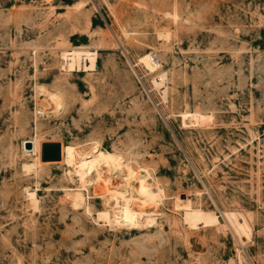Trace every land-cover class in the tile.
I'll return each mask as SVG.
<instances>
[{"label": "rangeland", "instance_id": "1", "mask_svg": "<svg viewBox=\"0 0 264 264\" xmlns=\"http://www.w3.org/2000/svg\"><path fill=\"white\" fill-rule=\"evenodd\" d=\"M0 264H264V0H0Z\"/></svg>", "mask_w": 264, "mask_h": 264}, {"label": "bare ground", "instance_id": "2", "mask_svg": "<svg viewBox=\"0 0 264 264\" xmlns=\"http://www.w3.org/2000/svg\"><path fill=\"white\" fill-rule=\"evenodd\" d=\"M94 32L91 30H87L85 33V36L90 38L92 37ZM97 54H98V48H89L88 46L81 45V46H75L69 51H65L62 53V65L64 69H69L73 70L75 68L83 67L85 71L92 70L96 66V60H97ZM154 58L153 53H149L141 58V62L147 66H150L149 59ZM156 62V60H155ZM154 62V63H155ZM47 99L54 103L56 105V108H59L61 106V100L60 96L56 92H49L47 93ZM32 143L31 148H26L24 143H22V147L26 152H31L35 153L36 148H35V142L30 141ZM105 166V170H103L102 177H104V184H105V190H106V199H110L112 201H122L124 198H129L133 196L142 195V187L140 184H133L132 181L136 182L135 176H133L130 172L126 171L125 169H122L121 167H114L111 165H103ZM104 169V168H102ZM76 174L82 181H86L88 178V175L90 171L87 169V164H86V154L82 153L80 157V163L78 167L76 168ZM116 172H121V177L119 182L114 183V180L112 181V178L114 175H116ZM115 173V174H114ZM119 178V177H118ZM117 180V179H116ZM28 196L31 201L35 202V192L34 190H27ZM127 200V199H125ZM106 217V216H105ZM107 218V217H106ZM241 218V217H240ZM244 218V217H243ZM242 219V222L239 221V224L247 228V224L244 220ZM248 221V220H247ZM250 226V225H249ZM251 229V228H249Z\"/></svg>", "mask_w": 264, "mask_h": 264}, {"label": "water", "instance_id": "3", "mask_svg": "<svg viewBox=\"0 0 264 264\" xmlns=\"http://www.w3.org/2000/svg\"><path fill=\"white\" fill-rule=\"evenodd\" d=\"M26 148H31L32 143L25 141ZM61 159V144L59 142H44L41 145V160L44 162L59 161Z\"/></svg>", "mask_w": 264, "mask_h": 264}, {"label": "built area", "instance_id": "4", "mask_svg": "<svg viewBox=\"0 0 264 264\" xmlns=\"http://www.w3.org/2000/svg\"><path fill=\"white\" fill-rule=\"evenodd\" d=\"M154 57L157 58L155 54H154ZM133 66H136V64H134Z\"/></svg>", "mask_w": 264, "mask_h": 264}]
</instances>
